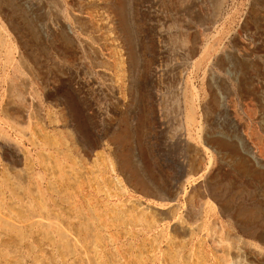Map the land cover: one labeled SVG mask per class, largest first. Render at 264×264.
<instances>
[{"label":"rangeland","instance_id":"1","mask_svg":"<svg viewBox=\"0 0 264 264\" xmlns=\"http://www.w3.org/2000/svg\"><path fill=\"white\" fill-rule=\"evenodd\" d=\"M50 1L31 9L20 0H0V264H194L193 243L153 212L160 202L154 190L142 191L115 163L107 123L110 86L132 89L120 93L119 109H128L125 150L134 149L138 132L141 177L171 182L180 152L157 128L154 87L159 83L175 105L185 98L197 102L207 89V56L236 53L264 37V30L253 31L252 39L240 28L250 12L264 13V0H124L133 59L115 24L119 0ZM190 20L201 31L196 56L184 44ZM161 25L166 34L159 37ZM213 65L220 79L228 78L226 67ZM242 121L256 130L255 140L264 139L250 120ZM123 126L118 121V129ZM185 186L195 194L190 183ZM177 215L187 220L182 207ZM258 222L264 227V220ZM210 257L204 264H222ZM245 261L254 264L251 256Z\"/></svg>","mask_w":264,"mask_h":264},{"label":"bare ground","instance_id":"2","mask_svg":"<svg viewBox=\"0 0 264 264\" xmlns=\"http://www.w3.org/2000/svg\"><path fill=\"white\" fill-rule=\"evenodd\" d=\"M20 1L27 8L32 9L45 0ZM125 1L119 0L113 5V10L115 12L114 17L116 15L115 24H117L118 32H120L123 40H125L127 52L133 59L135 57L136 44L133 39L132 29L127 20ZM92 3L94 4V2ZM162 9L164 10V8ZM156 16L154 15V17ZM241 19L243 20H240V28L246 31V33L248 32L250 38L253 36V31L264 30V13L262 12L258 16V13L253 11ZM111 21L113 22V20ZM186 25H188L186 37L189 38L188 41L190 42L186 40L187 42L184 43L186 47H184L191 55L196 56L197 50H199L200 30H198L196 20H190V23ZM63 26L69 32L68 34L72 32L69 25ZM180 28L179 30H181ZM157 34L159 37L166 34L165 29H162V25L161 30H158ZM259 37L260 39L257 42L250 43V45L252 44L250 47L242 46L236 53L224 52L214 56H207V67L204 71L205 74L207 73L206 77H208L207 89L204 93L205 95H201L203 97L198 96L197 102H189L184 97L183 102H177L178 104L175 105L167 100V95H163L162 90L158 88L159 83L157 82L158 86L154 84V119L157 128L160 129L159 132L166 138L165 140L180 152V155L176 159V168H174L176 170L175 177L173 176L174 179L169 183L151 184L143 179L145 177H141L138 166L143 161L141 159L142 150L138 132L136 131L132 137L134 149L131 150V148H128L125 150L124 147L131 141L127 122L128 113L126 112L128 109L126 110L127 106L125 104H122L121 110L119 109L121 100L119 99L120 93L124 94L132 89L129 90V87H122L120 84L119 86L116 82L110 86L111 98L108 110L110 109L111 113L109 114L110 118L108 117L107 123L110 130L109 143L113 147L111 152L114 154L115 163L122 172H125L126 177L130 176L131 181L138 187L140 186L139 188L142 191L154 190V196L160 202L157 205H150L152 210H154L153 212L159 216L160 220L170 222L174 229L176 228L190 240L189 242L193 243L192 246H195L193 248L195 249L193 254L196 257L194 264H204L208 256L219 260L222 264H248L245 261V257L251 256L254 264H264V227H261L260 225L262 223L259 225L260 222H258L259 220H264V145L262 144L264 139H261L262 142L260 140V143V138L258 139V136H256V140L260 144L257 143L255 137H253L256 130L250 129L249 125V128H244L242 125L244 122L242 120L248 119L264 134V37ZM68 39V37H65L64 43L62 42L66 46L69 45ZM245 42L247 43V41ZM163 51L164 49H159V52ZM187 55L189 54L187 53ZM213 64H216L219 68L226 67L228 78L220 79L221 77L218 72L216 73L218 69L215 71ZM157 71L158 68L155 66L152 71V78L156 76ZM126 80L128 79H125V82ZM249 100L251 102L250 104L253 105V109L251 110L250 108L253 115H250V117L248 114L249 110H247L250 107L248 105L249 103L247 104ZM71 112V120L75 121V114L72 110ZM209 117L212 121L209 122L208 120L210 125L207 123L208 126L205 127L206 123L204 121L207 122ZM118 121L124 125L120 130L118 129ZM176 122L178 124L173 127L172 123ZM76 126L77 128L80 127L77 123ZM263 134L259 137H263ZM252 138H254L257 144ZM119 148H123V151L117 154L116 150ZM183 176L184 178H182ZM187 183L192 185L191 187L195 194L186 193L185 185ZM182 198L183 201H181ZM144 206L146 207V205ZM181 207L185 211L187 220L181 221L178 218L179 214L177 215V210Z\"/></svg>","mask_w":264,"mask_h":264}]
</instances>
